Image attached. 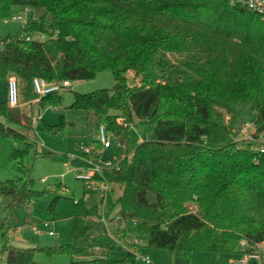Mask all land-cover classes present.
I'll return each instance as SVG.
<instances>
[{"label":"trees","instance_id":"obj_1","mask_svg":"<svg viewBox=\"0 0 264 264\" xmlns=\"http://www.w3.org/2000/svg\"><path fill=\"white\" fill-rule=\"evenodd\" d=\"M245 1L0 0V19L12 18L17 5L42 10L7 36L0 50V79L24 80L31 106L57 108L63 98L61 91L39 97L35 77L89 80L106 69L116 77L112 89L74 94L70 106L87 114L91 149L83 158L62 160L88 169L104 148L98 137L103 124L126 143L116 152L117 165L95 175L119 184V196L103 193L101 209L75 202L68 243L5 244L0 264L4 254L7 264H54L38 262L39 253L68 254L71 264H139L132 250L111 257L135 245L129 240L136 235H145L148 246L173 251L176 264H191L198 251L239 254L244 239L264 243V153L236 129L238 117L246 122L245 113L254 112L250 133L264 139V14ZM128 71L133 86L126 83ZM40 120L11 107L7 98L0 101V138L27 143L25 150H14L16 159L32 150L45 154L23 129L64 138V119ZM138 124L154 128L132 149L129 135ZM53 192L34 188L29 171L25 178L0 179V195L9 196L6 208H23L28 224L35 223L31 205Z\"/></svg>","mask_w":264,"mask_h":264},{"label":"rangeland","instance_id":"obj_2","mask_svg":"<svg viewBox=\"0 0 264 264\" xmlns=\"http://www.w3.org/2000/svg\"><path fill=\"white\" fill-rule=\"evenodd\" d=\"M15 14L22 18L0 19V50L3 47L2 41L9 35L15 34L23 27L29 26L31 21L42 14V10L26 7L14 6ZM19 100L25 102L26 83L20 81ZM71 86L62 89V104L55 107L42 109L37 107L38 115L35 117V123H41L42 119L48 124H58L64 119L67 124L61 129L64 138L57 137L42 130L23 129L37 142L41 153L36 154L35 150L29 151L22 157L15 158L14 150H25L26 141L12 137L0 138V179H17L26 177L29 171L34 179V188L44 190L53 188L54 192L48 196L45 202H39L31 205L30 214L35 223H25L26 211L23 208H16L13 212L4 206V202L9 200V196L0 195V220L4 222L5 232L0 230V249L5 245H14L18 247L32 246H52L56 243L65 244L70 240V234L73 228V211L75 201L84 200L87 207L98 206L101 209V196L103 194V182L95 178L90 181L91 187L80 176L84 173L77 170L70 162H65L62 158L65 156L83 158L85 152L91 149L89 144L87 114L84 110L72 108L76 92L89 93L98 89H112L116 84V77L112 70L106 69L100 72L96 77L89 80H72ZM126 83L128 86L134 85V75L132 71L126 73ZM7 98L6 81L0 79V101ZM20 105V104H19ZM20 107V106H18ZM34 117V115H33ZM256 114L251 111L245 113L246 122H242L240 138L248 141L250 132L254 129V120ZM42 124V123H41ZM104 125V124H103ZM41 127V126H40ZM105 127V125H104ZM153 125L138 124L133 126L129 135V146L134 148L138 143L147 140L153 132ZM106 130V127H105ZM109 135V133L106 131ZM112 143L111 148H103L92 160L93 164L101 167H107L112 163L117 150L126 143L120 137L109 135ZM119 142L121 144H119ZM103 145V144H102ZM132 149L128 154L131 155ZM126 148H124V151ZM123 154L122 157L125 156ZM51 156H55L52 159ZM92 165L85 170H91ZM44 179V180H43ZM109 192L114 197L118 196L120 185L117 183L108 184ZM59 196L54 210L50 209V203L55 196ZM192 209H196L191 205ZM46 223L48 224L46 226ZM48 230H53L55 235H49ZM38 231V232H37ZM4 233V234H3ZM130 245L126 250L114 251L111 257L122 258L127 250H132L137 254L139 264H147L144 256H147L152 264H176V255L173 251L164 248H156L147 245L145 235H136L129 240ZM264 245V243H263ZM35 259L41 263L71 264L72 258L68 254H36ZM239 254L216 256L213 252L198 251L194 252L191 258V264H231L233 260H238ZM7 264L6 255H3L2 263Z\"/></svg>","mask_w":264,"mask_h":264},{"label":"built area","instance_id":"obj_3","mask_svg":"<svg viewBox=\"0 0 264 264\" xmlns=\"http://www.w3.org/2000/svg\"><path fill=\"white\" fill-rule=\"evenodd\" d=\"M245 3L250 10L259 14H264V0H246ZM27 9L29 8L26 7V10ZM12 18L21 19L22 16L14 14ZM5 21L7 22L8 19H6ZM39 38L44 39L45 35L40 34ZM28 39H30V37H28ZM17 79V77L11 76L7 82V99L11 107H17L20 104L19 86ZM33 85L35 92L39 97H41L45 94L60 92L62 91V89L70 87L71 82L69 80H63L60 83H51L44 78L35 77L33 79ZM98 137L104 148H109L112 145L109 135L106 133L104 125H100ZM248 141H256L257 149L261 153H264V139L262 137H260L259 139H254V137H252V135L250 134V137H248ZM119 144L121 143L119 142ZM91 165L93 167L91 170H80V172L84 171V173L80 177L88 183V188L91 187L90 181L94 180V175L96 173L101 174L103 169L105 168L101 167L98 164L91 163ZM116 165L117 164L112 162L109 163L107 167H114ZM108 184L109 183L103 182L102 188L104 194H107L109 192ZM47 225L48 224L46 223V226ZM48 233L50 235H55L53 230H49ZM144 260L147 264H152L151 260L147 256H144ZM252 262L264 263V245L263 243L250 244L247 240L244 239L240 242L239 259L233 260L231 264H250Z\"/></svg>","mask_w":264,"mask_h":264},{"label":"crops","instance_id":"obj_4","mask_svg":"<svg viewBox=\"0 0 264 264\" xmlns=\"http://www.w3.org/2000/svg\"><path fill=\"white\" fill-rule=\"evenodd\" d=\"M6 81V80H5ZM20 81H23L24 83H25V81L24 80H21L20 79ZM7 82L8 81H6V90H7ZM6 99V98H5ZM4 100V99H3ZM2 101V100H1ZM21 108H22V110L26 113V114H31L32 116L34 115V119H35V117L38 115V112H37V107H38V105H35V106H31V104L29 103V101L28 100H26L25 102H23V103H20V105H19ZM112 147V145L109 147V148H111ZM77 169V168H76ZM77 170H79V169H77ZM120 190H121V188H120ZM120 193H121V191L118 193V196L120 195ZM4 206L6 207V203L4 202ZM49 231V230H48ZM49 234V233H48ZM50 235V234H49Z\"/></svg>","mask_w":264,"mask_h":264},{"label":"water","instance_id":"obj_5","mask_svg":"<svg viewBox=\"0 0 264 264\" xmlns=\"http://www.w3.org/2000/svg\"><path fill=\"white\" fill-rule=\"evenodd\" d=\"M252 107V105L251 104H249L248 105V108H251ZM242 122H243V118L240 116V117H238V120H237V126H236V129L237 130H241L242 129Z\"/></svg>","mask_w":264,"mask_h":264}]
</instances>
